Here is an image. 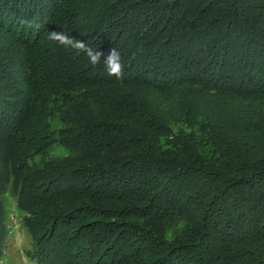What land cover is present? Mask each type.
<instances>
[{
  "label": "trees",
  "instance_id": "1",
  "mask_svg": "<svg viewBox=\"0 0 264 264\" xmlns=\"http://www.w3.org/2000/svg\"><path fill=\"white\" fill-rule=\"evenodd\" d=\"M7 205L39 264H264V0H0V255Z\"/></svg>",
  "mask_w": 264,
  "mask_h": 264
},
{
  "label": "rangeland",
  "instance_id": "2",
  "mask_svg": "<svg viewBox=\"0 0 264 264\" xmlns=\"http://www.w3.org/2000/svg\"><path fill=\"white\" fill-rule=\"evenodd\" d=\"M11 205H7L6 207L8 219L7 223H5L9 225L10 230L6 234L2 244L0 264H39L29 255V251L32 249L31 239L22 227L20 212ZM82 260L84 259L79 258V260L76 259L75 261L79 263ZM60 264H67V262L62 261Z\"/></svg>",
  "mask_w": 264,
  "mask_h": 264
},
{
  "label": "clouds",
  "instance_id": "3",
  "mask_svg": "<svg viewBox=\"0 0 264 264\" xmlns=\"http://www.w3.org/2000/svg\"><path fill=\"white\" fill-rule=\"evenodd\" d=\"M47 39L64 48L84 53L92 66L101 64V58L104 56L103 52L90 47L88 43L77 39L74 35H69L64 30H51ZM103 64L110 77H115L118 81L123 80L125 74L124 65L121 61L120 53L115 48L110 50L109 54L104 58Z\"/></svg>",
  "mask_w": 264,
  "mask_h": 264
}]
</instances>
